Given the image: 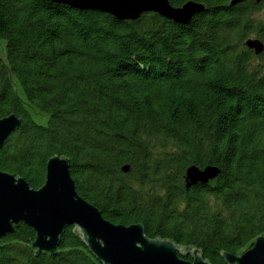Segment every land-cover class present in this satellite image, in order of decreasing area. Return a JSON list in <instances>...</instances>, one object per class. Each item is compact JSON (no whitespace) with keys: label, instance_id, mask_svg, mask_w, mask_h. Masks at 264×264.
<instances>
[{"label":"trees","instance_id":"16d2710c","mask_svg":"<svg viewBox=\"0 0 264 264\" xmlns=\"http://www.w3.org/2000/svg\"><path fill=\"white\" fill-rule=\"evenodd\" d=\"M188 1L205 10L182 26L154 13L118 21L50 0H0V119L22 120L0 170L37 190L47 161L67 158L76 191L105 220L225 264L221 253L239 256L264 235V57L244 47L264 43L254 17L264 0L169 3ZM190 166L220 172L186 188ZM13 228L0 264H101L75 227L39 256L33 229Z\"/></svg>","mask_w":264,"mask_h":264},{"label":"water","instance_id":"95a60500","mask_svg":"<svg viewBox=\"0 0 264 264\" xmlns=\"http://www.w3.org/2000/svg\"><path fill=\"white\" fill-rule=\"evenodd\" d=\"M80 11L107 14L118 21H135L141 15L154 13L177 25H188L202 13V3L188 1L173 7L169 0H50ZM247 0H230L229 7ZM255 4L263 0H251ZM244 47L255 56L264 57V43L248 38ZM22 120L14 114L0 119V149L20 127ZM129 172V166L122 168ZM215 166L185 170V187L207 184L219 175ZM24 223L35 233L30 248L39 256L41 252L53 255L60 245L64 231L75 227L83 244L101 264H210L198 249L177 246L164 239H150L141 224L129 226L112 224L101 212L84 200L76 191L70 174V161L54 156L46 164L44 184L37 190L19 176L0 170V242L14 232L13 226ZM190 255L192 260L182 256ZM225 264H264V235L258 236L252 247L235 256L223 252Z\"/></svg>","mask_w":264,"mask_h":264},{"label":"rangeland","instance_id":"374dc122","mask_svg":"<svg viewBox=\"0 0 264 264\" xmlns=\"http://www.w3.org/2000/svg\"><path fill=\"white\" fill-rule=\"evenodd\" d=\"M254 17L256 19H259V20L264 19V8L262 10H260L259 13H257ZM2 44L3 43L0 42V50H1V52H3L2 51ZM260 63H261V61L259 59H254L253 60V64H260ZM28 110H29V112L31 113V115L33 116L34 119H36L37 121L45 122L46 117H44V115H40L37 112H35L34 110H31L29 108H28Z\"/></svg>","mask_w":264,"mask_h":264},{"label":"flooded vegetation","instance_id":"af4514ba","mask_svg":"<svg viewBox=\"0 0 264 264\" xmlns=\"http://www.w3.org/2000/svg\"><path fill=\"white\" fill-rule=\"evenodd\" d=\"M3 54H4V51L1 52V50H0V61H3V60H4V56H3Z\"/></svg>","mask_w":264,"mask_h":264}]
</instances>
